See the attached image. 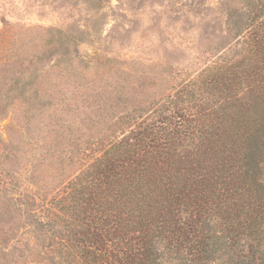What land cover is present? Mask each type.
<instances>
[{
    "label": "trees",
    "instance_id": "1",
    "mask_svg": "<svg viewBox=\"0 0 264 264\" xmlns=\"http://www.w3.org/2000/svg\"><path fill=\"white\" fill-rule=\"evenodd\" d=\"M241 3L238 48L128 115L32 214L48 240L33 264H264V0ZM4 50L2 70L20 54Z\"/></svg>",
    "mask_w": 264,
    "mask_h": 264
},
{
    "label": "rangeland",
    "instance_id": "2",
    "mask_svg": "<svg viewBox=\"0 0 264 264\" xmlns=\"http://www.w3.org/2000/svg\"><path fill=\"white\" fill-rule=\"evenodd\" d=\"M241 2L0 0V57L21 54L0 69V264L46 263L32 214L128 115L238 48L228 19Z\"/></svg>",
    "mask_w": 264,
    "mask_h": 264
}]
</instances>
